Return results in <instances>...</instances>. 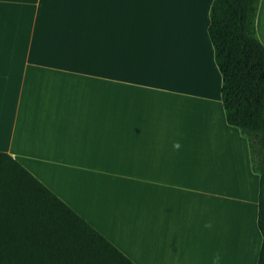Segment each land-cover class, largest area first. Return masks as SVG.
<instances>
[{
	"label": "crops",
	"instance_id": "obj_1",
	"mask_svg": "<svg viewBox=\"0 0 264 264\" xmlns=\"http://www.w3.org/2000/svg\"><path fill=\"white\" fill-rule=\"evenodd\" d=\"M211 2L0 0V152L134 264L257 262L258 175L225 121Z\"/></svg>",
	"mask_w": 264,
	"mask_h": 264
},
{
	"label": "trees",
	"instance_id": "obj_2",
	"mask_svg": "<svg viewBox=\"0 0 264 264\" xmlns=\"http://www.w3.org/2000/svg\"><path fill=\"white\" fill-rule=\"evenodd\" d=\"M259 0H212L207 34L225 121L246 139L258 175L256 226L264 264V46ZM0 264H134L9 154L0 152Z\"/></svg>",
	"mask_w": 264,
	"mask_h": 264
},
{
	"label": "clouds",
	"instance_id": "obj_3",
	"mask_svg": "<svg viewBox=\"0 0 264 264\" xmlns=\"http://www.w3.org/2000/svg\"><path fill=\"white\" fill-rule=\"evenodd\" d=\"M180 135L183 136V134H180ZM172 147L174 151L178 152L181 150L182 145L179 141H176L173 143ZM213 226H214L213 222L208 221L204 223L203 228L206 230H211L213 229ZM222 260H223V253L218 250L213 254L212 259H211V264H222Z\"/></svg>",
	"mask_w": 264,
	"mask_h": 264
}]
</instances>
